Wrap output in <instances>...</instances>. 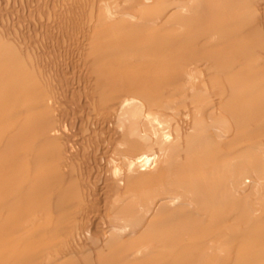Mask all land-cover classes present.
<instances>
[{
	"label": "bare ground",
	"instance_id": "obj_1",
	"mask_svg": "<svg viewBox=\"0 0 264 264\" xmlns=\"http://www.w3.org/2000/svg\"><path fill=\"white\" fill-rule=\"evenodd\" d=\"M0 264H264V0H0Z\"/></svg>",
	"mask_w": 264,
	"mask_h": 264
}]
</instances>
